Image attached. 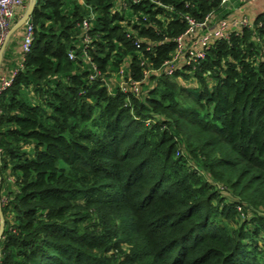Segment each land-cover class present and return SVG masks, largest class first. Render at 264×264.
I'll return each mask as SVG.
<instances>
[{
	"label": "trees",
	"instance_id": "trees-1",
	"mask_svg": "<svg viewBox=\"0 0 264 264\" xmlns=\"http://www.w3.org/2000/svg\"><path fill=\"white\" fill-rule=\"evenodd\" d=\"M229 6L37 0L24 67L3 66L0 264H264V14L166 64L188 16Z\"/></svg>",
	"mask_w": 264,
	"mask_h": 264
},
{
	"label": "built area",
	"instance_id": "built-area-1",
	"mask_svg": "<svg viewBox=\"0 0 264 264\" xmlns=\"http://www.w3.org/2000/svg\"><path fill=\"white\" fill-rule=\"evenodd\" d=\"M234 0H222L223 4L231 5ZM246 1V0H240ZM128 5L123 4V8L126 9ZM25 8V0H0V96L1 94L8 89L14 82V79L19 71L15 70L10 76L5 74L3 71V66L5 63L6 54L8 51V44L12 35V30L15 23L17 22V12L19 9ZM27 13V12H26ZM25 13V14H26ZM94 18V13H91L89 17L83 21V33L81 37L85 40L86 43L90 41V21ZM188 22L190 23L189 30L185 35L180 36L177 39L178 48L174 55L173 60L167 62L168 73L172 74L177 63L184 61L186 65H191L197 63L198 60H202L206 56V51L210 47V43L214 38L218 37L221 39H229L231 31L233 29H243L245 27H252L253 21L249 17L243 18H234L232 20H218L214 19L212 14L207 15L204 22H196L193 18L187 17ZM25 31L22 43V56L20 66L24 67V63L27 60L28 54L31 52L33 41L35 39V26L32 21V15L24 23ZM192 37L188 41L189 37ZM189 46H188V45ZM198 46V49H196ZM84 55L90 60L87 50H84ZM71 58H75L74 53H70ZM144 64V63H143ZM120 74H124V71L121 70ZM92 78H95L92 76ZM109 83L108 85H110ZM131 90L134 93H139L140 83L134 81L132 83ZM126 82L121 83V88L124 91H127ZM134 88V89H133ZM112 89V88H111ZM2 111L0 109V117ZM2 198L0 196V223H1V206Z\"/></svg>",
	"mask_w": 264,
	"mask_h": 264
},
{
	"label": "crops",
	"instance_id": "crops-1",
	"mask_svg": "<svg viewBox=\"0 0 264 264\" xmlns=\"http://www.w3.org/2000/svg\"><path fill=\"white\" fill-rule=\"evenodd\" d=\"M27 0H25L26 2ZM31 1V0H30ZM27 4L25 3V8H21L18 10L17 14V22L14 25L12 30V35L8 44V48L11 46L14 49V52L17 53L14 56L15 61L20 59V55L22 53V43L24 37V25L17 26L19 21L24 17L25 13L28 11ZM231 9L229 20L236 18L249 17L252 21L257 19L259 15L264 14V0H234L232 4L229 6ZM222 15L218 14L217 19H220ZM7 56V54H6ZM22 56V55H21ZM7 61V58H5ZM5 65V63H4ZM1 174H0V196H1Z\"/></svg>",
	"mask_w": 264,
	"mask_h": 264
},
{
	"label": "rangeland",
	"instance_id": "rangeland-1",
	"mask_svg": "<svg viewBox=\"0 0 264 264\" xmlns=\"http://www.w3.org/2000/svg\"><path fill=\"white\" fill-rule=\"evenodd\" d=\"M26 4H27V7H26V9L27 8H29L30 7V4H31V1L30 0H27L26 2H25ZM196 49H198V46H196ZM15 54H17V53H15L14 52V49L10 46L9 48H8V51H7V62H8V65H9V63H11V62H13V61H15ZM20 57V56H19ZM17 61V60H16ZM124 80H122L121 82L119 81V77L117 78V76H113V78H112V85H111V87H113V85H115V86H117V85H119V84H121L122 82H123ZM133 84L132 83H127L126 82V88L127 89H129L130 90V88H131V86H132ZM134 89V88H133ZM139 92L142 90L141 89V87L139 86ZM0 225H1V223H0Z\"/></svg>",
	"mask_w": 264,
	"mask_h": 264
},
{
	"label": "water",
	"instance_id": "water-1",
	"mask_svg": "<svg viewBox=\"0 0 264 264\" xmlns=\"http://www.w3.org/2000/svg\"><path fill=\"white\" fill-rule=\"evenodd\" d=\"M37 0H31L30 7L27 11V13L24 15V17L19 21L17 26L24 25V23L30 18V16L33 14L34 8L36 6ZM5 230V224H4V216L1 210V225H0V237L2 236L3 232Z\"/></svg>",
	"mask_w": 264,
	"mask_h": 264
}]
</instances>
